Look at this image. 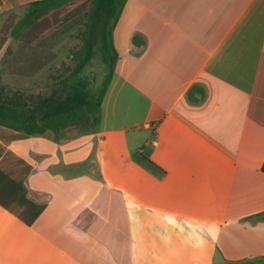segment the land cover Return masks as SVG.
Returning <instances> with one entry per match:
<instances>
[{"label":"crops","instance_id":"0c3cea01","mask_svg":"<svg viewBox=\"0 0 264 264\" xmlns=\"http://www.w3.org/2000/svg\"><path fill=\"white\" fill-rule=\"evenodd\" d=\"M112 40L95 130L0 125V264L264 258V0H127Z\"/></svg>","mask_w":264,"mask_h":264},{"label":"trees","instance_id":"16d2710c","mask_svg":"<svg viewBox=\"0 0 264 264\" xmlns=\"http://www.w3.org/2000/svg\"><path fill=\"white\" fill-rule=\"evenodd\" d=\"M126 1L44 0L26 6L11 34L18 43L14 62L18 54L23 63L18 75L33 78L50 67L56 57L52 51L67 38L74 40L67 48L70 63L62 61L55 71L47 67L51 83L46 93L17 91L15 100L4 92L7 87H0V125L55 141L95 130L118 60L112 32ZM132 43L140 45V37L134 36ZM220 264H264V258Z\"/></svg>","mask_w":264,"mask_h":264},{"label":"rangeland","instance_id":"374dc122","mask_svg":"<svg viewBox=\"0 0 264 264\" xmlns=\"http://www.w3.org/2000/svg\"><path fill=\"white\" fill-rule=\"evenodd\" d=\"M25 14V9L20 10L16 12L15 14H11L9 16H5L1 19L0 23V46L1 51L2 49L3 54L0 59V70H2V81L0 87H7L4 89V92L8 95H12L15 100L18 99V97L15 96V93L17 91L21 92H27L32 93L34 95L36 94H43L48 91H45V86L51 81L47 78L50 70H47L46 66L43 69H40V73L36 75V77L33 78H23L18 75V71L20 69V66L23 65L21 57L17 58L18 61H15L16 53H17V47L18 43L15 42L13 39H11V34L14 26L22 20L23 16ZM65 45L64 41L54 48L52 53L56 54V57L53 62H50L48 69L52 68L53 71L61 68V62L64 61L67 64L70 63V61L66 58L67 55V48L71 46V44L74 43L73 39H65ZM9 51V52H7ZM20 56V55H19ZM22 63V64H21ZM20 64V65H19ZM31 91V92H29ZM37 96H35L34 99H31L32 101H35ZM19 100V99H18ZM23 101V99H20ZM29 100V99H28Z\"/></svg>","mask_w":264,"mask_h":264}]
</instances>
